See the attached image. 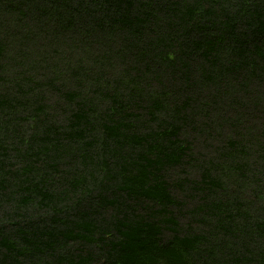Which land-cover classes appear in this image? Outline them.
Returning a JSON list of instances; mask_svg holds the SVG:
<instances>
[{
    "label": "trees",
    "instance_id": "16d2710c",
    "mask_svg": "<svg viewBox=\"0 0 264 264\" xmlns=\"http://www.w3.org/2000/svg\"><path fill=\"white\" fill-rule=\"evenodd\" d=\"M0 264H264V0H0Z\"/></svg>",
    "mask_w": 264,
    "mask_h": 264
}]
</instances>
